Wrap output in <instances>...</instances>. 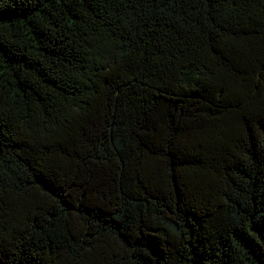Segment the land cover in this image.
Masks as SVG:
<instances>
[{
	"label": "trees",
	"instance_id": "1",
	"mask_svg": "<svg viewBox=\"0 0 264 264\" xmlns=\"http://www.w3.org/2000/svg\"><path fill=\"white\" fill-rule=\"evenodd\" d=\"M0 264H264V0H0Z\"/></svg>",
	"mask_w": 264,
	"mask_h": 264
}]
</instances>
